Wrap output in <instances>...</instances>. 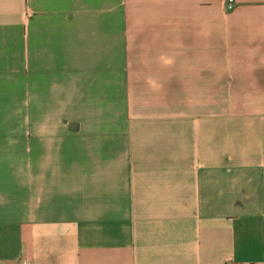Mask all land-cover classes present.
<instances>
[{"label":"crops","instance_id":"0c3cea01","mask_svg":"<svg viewBox=\"0 0 264 264\" xmlns=\"http://www.w3.org/2000/svg\"><path fill=\"white\" fill-rule=\"evenodd\" d=\"M226 1L0 0V264H264V0Z\"/></svg>","mask_w":264,"mask_h":264},{"label":"rangeland","instance_id":"374dc122","mask_svg":"<svg viewBox=\"0 0 264 264\" xmlns=\"http://www.w3.org/2000/svg\"><path fill=\"white\" fill-rule=\"evenodd\" d=\"M21 102H25L24 99H18V114H17V122H18V153L25 152V140L34 138L33 135L35 132L40 133L41 130H34V123L44 122V113H30L25 112L29 110L24 106H19ZM34 109V108H32ZM39 109V108H38Z\"/></svg>","mask_w":264,"mask_h":264},{"label":"built area","instance_id":"2783aa9c","mask_svg":"<svg viewBox=\"0 0 264 264\" xmlns=\"http://www.w3.org/2000/svg\"><path fill=\"white\" fill-rule=\"evenodd\" d=\"M234 7V0H227L226 1V8L227 9H232ZM22 264H30L27 261H22Z\"/></svg>","mask_w":264,"mask_h":264}]
</instances>
